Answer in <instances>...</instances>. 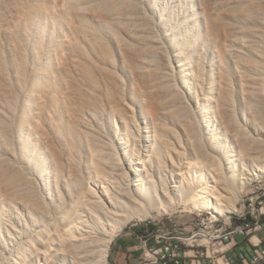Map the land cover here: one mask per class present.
<instances>
[{"label": "bare ground", "instance_id": "6f19581e", "mask_svg": "<svg viewBox=\"0 0 264 264\" xmlns=\"http://www.w3.org/2000/svg\"><path fill=\"white\" fill-rule=\"evenodd\" d=\"M86 58L70 53L54 71L22 52L10 62L0 58V264H109L117 232L141 210L170 208L193 190L192 207L218 217L236 211L229 201L264 174L257 75L241 71V103L223 93L207 97V115L198 98L191 106L181 90H165L166 102L132 137L135 123L116 121L123 108L109 96L117 137L109 141L98 131L100 78ZM160 114L176 127L164 126ZM178 128L183 145L173 134ZM183 166L202 168V177L186 183L178 176Z\"/></svg>", "mask_w": 264, "mask_h": 264}, {"label": "rangeland", "instance_id": "374dc122", "mask_svg": "<svg viewBox=\"0 0 264 264\" xmlns=\"http://www.w3.org/2000/svg\"><path fill=\"white\" fill-rule=\"evenodd\" d=\"M17 52L33 66L48 61L50 71L73 52L93 60L101 82L96 90L104 102L98 131L109 141L117 138L114 115L106 103L114 96L123 108L116 121L126 117L135 123L127 132L132 137L145 126L153 108L166 102L168 96L162 93L168 89L181 90L191 106L198 98L205 115L209 96L223 93L241 103L242 70L260 77L258 86L264 94V0H0V58L9 61ZM245 64H253L252 69ZM159 121L176 127L163 114ZM173 134L183 145L179 128ZM165 135L170 142L175 140ZM179 152L189 161L184 147ZM183 170L187 173L178 176L186 183L197 182L195 176L203 174L198 166ZM197 184L193 182V189L201 186ZM193 192L170 208L133 215L111 244L109 264H115L118 237L137 227L160 241L162 251L144 254L152 264H161L162 259L154 261L162 255L166 264H227L215 235L220 225L213 221L235 226L263 216L264 174L228 200L236 211L218 217L212 210L193 208ZM252 234L237 238L248 245Z\"/></svg>", "mask_w": 264, "mask_h": 264}, {"label": "built area", "instance_id": "2783aa9c", "mask_svg": "<svg viewBox=\"0 0 264 264\" xmlns=\"http://www.w3.org/2000/svg\"><path fill=\"white\" fill-rule=\"evenodd\" d=\"M213 223H218L220 227L216 230V237L220 238L219 244L223 245L224 249V258L227 264H255L257 262L264 261V215L254 219L253 221L244 220L239 224L233 226L232 224H220L219 221H213ZM233 229H242L243 235L252 234L248 240L250 241L249 254H246L244 251L239 250L235 251V247L238 246L239 240L236 237H233ZM157 239V238H156ZM205 240V239H203ZM157 242H160L157 240ZM145 246L147 243L145 242ZM148 251H154L157 253L159 250L162 251V248H148ZM174 251V248H172ZM227 251L233 252V256L226 254ZM165 256L156 257L154 262H158L159 259H162L161 264H166V260H163Z\"/></svg>", "mask_w": 264, "mask_h": 264}, {"label": "crops", "instance_id": "0c3cea01", "mask_svg": "<svg viewBox=\"0 0 264 264\" xmlns=\"http://www.w3.org/2000/svg\"><path fill=\"white\" fill-rule=\"evenodd\" d=\"M146 234L143 229L138 227L121 234L116 241L117 246L115 247L114 254L115 264H152L149 258L144 257V254L148 252V248H158L155 244L159 243H157L156 238L154 239L153 236L151 238V235ZM148 241L149 244L145 246V242L147 243ZM243 241H239L240 244L236 246L235 251L249 249L247 248L249 246ZM231 253L233 254V252Z\"/></svg>", "mask_w": 264, "mask_h": 264}, {"label": "trees", "instance_id": "16d2710c", "mask_svg": "<svg viewBox=\"0 0 264 264\" xmlns=\"http://www.w3.org/2000/svg\"><path fill=\"white\" fill-rule=\"evenodd\" d=\"M159 245L160 244H155L156 247L159 246ZM242 251H244L246 254H249V250H247V249H242ZM230 255L233 256L232 253Z\"/></svg>", "mask_w": 264, "mask_h": 264}]
</instances>
